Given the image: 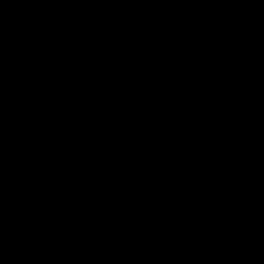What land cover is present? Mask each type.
<instances>
[{
    "label": "water",
    "instance_id": "95a60500",
    "mask_svg": "<svg viewBox=\"0 0 264 264\" xmlns=\"http://www.w3.org/2000/svg\"><path fill=\"white\" fill-rule=\"evenodd\" d=\"M0 264H264V0H0Z\"/></svg>",
    "mask_w": 264,
    "mask_h": 264
}]
</instances>
